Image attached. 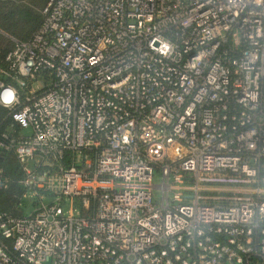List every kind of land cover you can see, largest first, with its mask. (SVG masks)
<instances>
[{
    "label": "built area",
    "instance_id": "obj_1",
    "mask_svg": "<svg viewBox=\"0 0 264 264\" xmlns=\"http://www.w3.org/2000/svg\"><path fill=\"white\" fill-rule=\"evenodd\" d=\"M8 90L0 264H264V0H47Z\"/></svg>",
    "mask_w": 264,
    "mask_h": 264
},
{
    "label": "trees",
    "instance_id": "obj_2",
    "mask_svg": "<svg viewBox=\"0 0 264 264\" xmlns=\"http://www.w3.org/2000/svg\"><path fill=\"white\" fill-rule=\"evenodd\" d=\"M28 0H0V8H8L9 11L6 13L0 12V28L5 31L12 29V22L20 20L24 24H29L31 26V33L24 38H28L37 28L41 21V15L34 13L29 8ZM2 36L0 35V40ZM5 43L3 38L0 41V45ZM8 44L5 48L0 47V65L3 64L4 57L12 49L13 42ZM6 111L0 107V132L3 131L7 126ZM0 167L6 177L10 179V184L8 189L0 190V212H11L17 202L18 197L22 194V188L19 185V180L21 179V174L19 172L18 166L12 154H3L0 156ZM16 215H20V212L14 211Z\"/></svg>",
    "mask_w": 264,
    "mask_h": 264
},
{
    "label": "rangeland",
    "instance_id": "obj_3",
    "mask_svg": "<svg viewBox=\"0 0 264 264\" xmlns=\"http://www.w3.org/2000/svg\"><path fill=\"white\" fill-rule=\"evenodd\" d=\"M46 4L47 0H28L29 2V8L31 11H33L34 13H37L39 15H41V10L44 7L43 4ZM43 6V7H42ZM9 9L5 8L2 9L0 8V12L2 13H6L8 12ZM12 22V29L9 31H5L2 30L0 28V35L2 36V39L0 41L3 40V38L5 39V43H2L0 45L1 48H5L8 44L11 45V43L13 42L14 39L17 38H24L27 37L32 31H31V26L29 24H24L22 21L20 20H16V21H11ZM9 45V47H10ZM27 133V132H25ZM158 183V181L155 180V184ZM154 195H157V192L155 191ZM53 199L50 198H44L43 202L44 204L50 203L52 202ZM36 205H39V203L37 202V199L32 198H26L25 200H23L22 205L20 207H18V211L21 210V212H23V214L25 216L29 215V213L32 212L33 208L36 207ZM62 208L67 211L68 209V202H62Z\"/></svg>",
    "mask_w": 264,
    "mask_h": 264
},
{
    "label": "clouds",
    "instance_id": "obj_4",
    "mask_svg": "<svg viewBox=\"0 0 264 264\" xmlns=\"http://www.w3.org/2000/svg\"><path fill=\"white\" fill-rule=\"evenodd\" d=\"M16 100L14 91L8 90L0 93V104L8 105Z\"/></svg>",
    "mask_w": 264,
    "mask_h": 264
},
{
    "label": "crops",
    "instance_id": "obj_5",
    "mask_svg": "<svg viewBox=\"0 0 264 264\" xmlns=\"http://www.w3.org/2000/svg\"><path fill=\"white\" fill-rule=\"evenodd\" d=\"M44 5H45V1H44V4H43V6H44ZM43 6H42V7H43ZM28 38H29V37H28ZM26 39H27V38H26ZM23 40H25V39H23Z\"/></svg>",
    "mask_w": 264,
    "mask_h": 264
}]
</instances>
